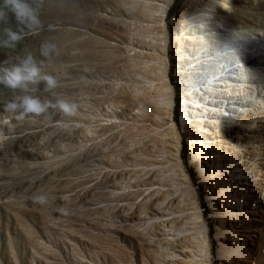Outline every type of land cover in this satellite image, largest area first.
<instances>
[{
    "label": "rangeland",
    "instance_id": "rangeland-1",
    "mask_svg": "<svg viewBox=\"0 0 264 264\" xmlns=\"http://www.w3.org/2000/svg\"><path fill=\"white\" fill-rule=\"evenodd\" d=\"M38 6L41 29L0 49V63L26 54L41 61L40 45L54 43L42 74L55 76L58 87L50 92L40 82L31 94L65 99L77 111L67 117L49 108L5 125L11 114L2 106L22 93L0 88V264H151L154 247L130 223L141 212L139 189L152 178L145 169L162 132L151 125L159 114H170L180 132L181 161L215 251L210 199L190 165L194 130L181 109L184 99L200 101L190 113L206 111L212 120L202 124L229 136L236 153L264 172V0ZM36 195L48 203L32 204Z\"/></svg>",
    "mask_w": 264,
    "mask_h": 264
},
{
    "label": "bare ground",
    "instance_id": "bare-ground-1",
    "mask_svg": "<svg viewBox=\"0 0 264 264\" xmlns=\"http://www.w3.org/2000/svg\"><path fill=\"white\" fill-rule=\"evenodd\" d=\"M190 100L182 104V122L194 130L190 165L210 199L215 251L181 161V135L170 114H159L162 121H151L162 132L157 145L150 148L152 159L145 171L152 178L139 189L144 195L141 212L130 226L154 247L151 264H213L215 254L219 264H264V172L259 165L252 167V158L244 160L236 153L229 136L211 131L212 123L202 124L204 118L212 120L206 111L205 115L195 109L190 113L189 108L200 103ZM241 139L239 134L237 140ZM240 153L249 151L245 147ZM186 200L190 202L185 204ZM126 206L130 209L131 203Z\"/></svg>",
    "mask_w": 264,
    "mask_h": 264
},
{
    "label": "clouds",
    "instance_id": "clouds-1",
    "mask_svg": "<svg viewBox=\"0 0 264 264\" xmlns=\"http://www.w3.org/2000/svg\"><path fill=\"white\" fill-rule=\"evenodd\" d=\"M39 4H42V0H0V24L7 25L14 20V28L4 27L0 30V49H15L29 33L35 34L41 29ZM55 51L54 43L44 42L39 48V55L44 58L41 61L26 54L11 65L0 63V88L22 93L2 106V113L11 114L4 117L5 125L41 116L49 108L58 109L67 117L76 114L77 105L74 103L60 98L55 99V102L52 99L42 100L31 94L34 89L30 86H38L40 82H44V87L50 92L58 87L55 76L42 74L44 60L49 59ZM4 136L5 133L0 131V138ZM31 203L46 205L48 198L45 195H36L31 198Z\"/></svg>",
    "mask_w": 264,
    "mask_h": 264
},
{
    "label": "trees",
    "instance_id": "trees-1",
    "mask_svg": "<svg viewBox=\"0 0 264 264\" xmlns=\"http://www.w3.org/2000/svg\"><path fill=\"white\" fill-rule=\"evenodd\" d=\"M172 6L168 10V14L171 12ZM178 97L176 99V104L178 103ZM174 119L177 120V108H175V113H174Z\"/></svg>",
    "mask_w": 264,
    "mask_h": 264
}]
</instances>
